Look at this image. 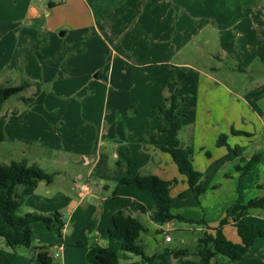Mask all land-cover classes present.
Segmentation results:
<instances>
[{"label": "rangeland", "instance_id": "obj_1", "mask_svg": "<svg viewBox=\"0 0 264 264\" xmlns=\"http://www.w3.org/2000/svg\"><path fill=\"white\" fill-rule=\"evenodd\" d=\"M136 1L145 5V0ZM159 2L155 30L146 33L139 23L120 43L108 36L109 46V40L100 44L96 32L92 42L88 21L86 31L79 28L83 19L78 13L88 9L80 0H0V86L38 81L46 94L19 118L11 113L26 109L22 97L32 96L35 86L5 102L0 161L27 156L29 164L57 172L53 182H38L19 212L50 217L59 212L68 224L62 236L60 225L53 223L49 229L35 222L29 246L10 247L0 237V247L13 264H44L38 260L39 245L53 256L63 246L53 264L65 259L88 264V247L106 238L112 214L120 209L144 224L137 243L147 254L194 249L238 201L246 204L264 195V0ZM30 3L37 5L38 16L28 15ZM120 53L128 54L134 66L118 62ZM93 61L98 68L92 71L86 64ZM112 69L128 71L118 80L124 87L109 86ZM163 79L178 83L183 98L178 137L193 147V165L202 173L204 192L197 197L186 181L173 176L175 217L160 225L151 218L156 208L152 194L119 181L129 173L155 174L154 162L162 151L154 154L143 125L157 126L161 111L154 105H169L158 86ZM221 134L231 147L243 148V160L217 145ZM259 153L262 159L252 168L244 173L237 169ZM81 157L91 163L77 162ZM88 181L95 186L84 202L79 183ZM75 198L76 206L70 202ZM245 220L264 230V207L250 208ZM166 234L171 241L165 240ZM263 248L264 238H258L245 264H264ZM120 263L142 264L137 255Z\"/></svg>", "mask_w": 264, "mask_h": 264}, {"label": "trees", "instance_id": "obj_2", "mask_svg": "<svg viewBox=\"0 0 264 264\" xmlns=\"http://www.w3.org/2000/svg\"><path fill=\"white\" fill-rule=\"evenodd\" d=\"M35 86L32 96L22 97L26 105L23 111L13 110L11 116L21 117L34 103H41L45 99V92L40 82L24 83L21 85L0 86V144L5 140V124L8 114L3 112L5 102L12 96L18 95L26 88ZM165 99L169 102L167 106H160L164 111V126L162 130L166 133L165 144L159 148L170 154L178 171L197 197L203 194L202 173L193 165L194 150L191 145H184L178 133L182 128L180 113L181 98L178 95V83L168 80L165 85ZM217 145L227 146L230 151L236 153L243 160V148L231 147L227 142V135L221 134L217 139ZM262 159V154L253 155L243 166L237 169L244 173L252 168ZM54 172H48L37 163L29 164L27 159L12 160L9 163L0 161V237L10 247L29 246L34 237L33 224L37 221L43 222L51 229L53 223L63 225L64 220L59 212L52 217L37 213L21 214L20 207L27 196L34 193L39 181L51 183L55 177ZM176 180H166L158 175H131L123 176L119 183L122 185H134L144 191H149L155 202L156 208L151 218L156 223L163 225L175 216L171 213L172 185ZM253 207H264V195L252 198L246 204L237 202L227 215L221 220L220 225L214 232L205 231L194 249H179L147 254L143 247L137 243L141 231L145 226L140 219L126 210H117L112 214V228L107 233V245L102 246L92 242L86 254V259L92 264H121V259H128L133 255L140 256L142 264H245L246 254L257 238H264V230L257 228L255 224L248 223L245 217L248 210ZM140 209L145 211V207ZM181 218L180 215H176ZM237 229L241 241L234 242L229 239L224 226L230 222ZM94 223L91 224L94 227ZM161 231H164L162 229ZM38 260L44 264H53L54 259L44 246H38ZM196 257L197 260L186 258ZM0 264H13L4 248L0 247Z\"/></svg>", "mask_w": 264, "mask_h": 264}, {"label": "crops", "instance_id": "obj_3", "mask_svg": "<svg viewBox=\"0 0 264 264\" xmlns=\"http://www.w3.org/2000/svg\"><path fill=\"white\" fill-rule=\"evenodd\" d=\"M62 1H64V0H62ZM65 1L68 2L69 0H65ZM80 1L84 4L86 3L88 5V7H87L88 9H86L84 7V9H81V12L78 13L79 15H81V17H80L81 20L83 19L81 21L82 23L81 22L79 23V28H83L84 31H86L87 30L86 22L88 21V23H90L89 26L92 27V29H91V27L89 29V31L91 32L90 37L92 39V42L93 41L95 42V39L97 38V36L95 35V32H96L98 36H101V37H99V42H101L100 43L101 45H102V43H104L103 41L108 43V40H109L108 36H109L110 40L114 39L113 41H115L117 43L122 42L124 40L125 36L127 35V33L130 30H132V27H134V25L138 27L139 23H140L141 27H143L142 30L144 29V31H146V33L152 29L155 30V28L157 26V19H158L157 16H159V13L161 10V7L159 8L158 6H156V5H161V2H159V0H145V5L144 6L142 5V7L140 5L141 3L136 1V0H135V2H134V0H97V1L93 0V2H94L93 6L90 5L91 4L90 0H80ZM151 1L153 2V5L150 6ZM53 4L54 3H51L50 5H53ZM78 10H80V9H78ZM155 12H156V15L154 16ZM27 13L30 17L38 16L39 11L37 9V5H35V3L34 4L30 3L28 6V12ZM110 23H112L113 25ZM118 28H120L119 34H117V31H116ZM66 32H68V31H66ZM113 32H116V33H113ZM114 34H116V35H114ZM85 37H86V35H85ZM110 40H109L110 43H108L109 46H111ZM84 41L85 42L87 41L86 38L84 39ZM118 56H119V60H120L118 62L131 63L132 65L134 64L133 60L131 59V57L128 54L120 53V55H118ZM94 62L95 61L89 62V64H86V66L89 65L91 67L92 71L95 70L96 68H98L97 67L98 65L95 67L93 66ZM163 62H165V61H163ZM126 73H128L127 70H125L123 72L120 69V74H118V73H115L114 70L112 69L111 75L110 74L108 75L109 79H110L109 86L110 87H116V88L124 87L122 85V83L119 82L118 80L126 77L127 76ZM98 76H100V74ZM166 82H167L166 79L161 80V84L158 85L160 88L159 89L160 92H165ZM160 106H161L160 104L154 105V107H159V109H160ZM160 111H161V120L157 126H154V127L150 126V125H152L151 122H147L143 125V127L146 130V134H145L146 139H147V137H149V139H151L150 141L152 142V144H154V146H153L154 154L156 153L157 150L162 151V153L160 154L159 162H156V161L154 162L157 166V169H155V171H154L155 175H158L159 177L166 179V180H172V177L175 176L176 174H178V176H180V178H182L184 181H186L185 177L179 173L178 168H177L176 164L174 163L173 159L171 158L170 154L159 148V146L165 144V141H166V133L162 130V128L164 126V122H165L164 111L161 109H160ZM145 149L150 150L149 148H145ZM28 158L29 157H27V156L22 157V159H27V161L30 160ZM76 160H77V162H80L83 165H89L91 163V160L89 158L81 157V158L76 159ZM37 164H39V163H37ZM45 170L47 171V169H45ZM48 172H50V171H48ZM54 173L57 174V172H54ZM79 184H80V186L83 185L87 188L86 191H82V189H81V192H79V194L82 197L81 200H83L84 202H87L88 194H91L93 192L95 183L88 181L87 183L80 182ZM171 193H172V190H171ZM180 196L181 197L183 196L182 193H180ZM71 201H72V205H75V206L78 205V203H79V200H77L76 198L70 199V202ZM111 221H112V218H111ZM67 227H68V224H67ZM160 228H161V226H160ZM161 229H164V228H161ZM33 230H34V224H33ZM66 231H67V228H66ZM224 232H225L226 236L229 239H231L232 241H234V242H240L241 241V238H240L239 234L237 233V229L233 225V222L231 220L229 223H227L224 226ZM61 235L63 236V234H61ZM34 236H35V232H34ZM257 239L254 241V243H256ZM171 240H172V238H171ZM97 243L102 245V246H106L107 245V236H106V238H103L102 240H98ZM39 246H42V245H39ZM60 246L61 245H59L58 247H60ZM61 247L63 249V246H61ZM89 247H88L87 251L89 250ZM58 250L60 251L59 248H58ZM59 251L56 252V254L54 256L49 252L50 255L53 257L54 261H55V259H57L60 256ZM87 251H86V254H87ZM57 254H58V256H56ZM85 257H86V255H85ZM132 257L133 256H131L128 259H131ZM186 258H191V259L197 260L196 257H192V256L186 257ZM87 262H88V264H92L89 261H87ZM59 264H70V262L67 259H65V260H63V262H61Z\"/></svg>", "mask_w": 264, "mask_h": 264}, {"label": "built area", "instance_id": "obj_4", "mask_svg": "<svg viewBox=\"0 0 264 264\" xmlns=\"http://www.w3.org/2000/svg\"><path fill=\"white\" fill-rule=\"evenodd\" d=\"M81 189H82V191H86L87 190V188L85 186H83V185L81 186ZM66 228H67V223L64 221L63 225L60 227V233L61 234H64L65 231H66ZM165 240L166 241H170L171 240V236L169 234H166ZM58 248L60 250H62V247L61 246L58 247ZM56 256H58V254Z\"/></svg>", "mask_w": 264, "mask_h": 264}]
</instances>
